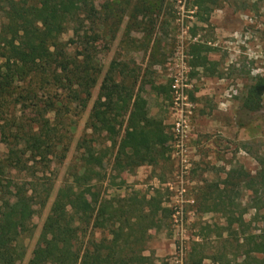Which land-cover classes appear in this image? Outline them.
Listing matches in <instances>:
<instances>
[{
    "label": "rangeland",
    "instance_id": "1",
    "mask_svg": "<svg viewBox=\"0 0 264 264\" xmlns=\"http://www.w3.org/2000/svg\"><path fill=\"white\" fill-rule=\"evenodd\" d=\"M94 3L95 9L76 16L59 39L67 57L85 60L97 78L91 95L71 89L51 67L0 94V186L29 197L35 210L17 242L24 257L20 264L41 247L39 235L51 205L58 190L69 185L79 195L66 210L76 217L95 192L121 201L159 196L170 214L150 229L144 254L151 264H186L192 244L203 237L208 254L226 252L224 261L233 259L244 249L246 235L264 233V188L259 185L264 180L258 175L264 157V97L261 110L242 108L247 86L254 77H264V0H219L208 23L196 15L194 0ZM4 21L0 11V29ZM200 41L215 49L208 58L216 65H195L191 45ZM180 71L187 74L191 103L185 111L190 123L186 168L174 156L172 84ZM109 74L135 81L149 114L163 120L171 136L150 164L114 169L117 146L111 139L118 131L121 139L126 117L115 116L116 135L101 127L107 116L94 117ZM86 168L94 169L92 183H73ZM253 182L257 192L250 188ZM93 232L81 231L76 246H84L93 234L101 236L98 229ZM204 262L216 264L210 258Z\"/></svg>",
    "mask_w": 264,
    "mask_h": 264
},
{
    "label": "trees",
    "instance_id": "2",
    "mask_svg": "<svg viewBox=\"0 0 264 264\" xmlns=\"http://www.w3.org/2000/svg\"><path fill=\"white\" fill-rule=\"evenodd\" d=\"M194 6L200 21L208 23L212 11L219 7V0H194ZM94 9V0H0L5 19L0 29V94L11 93L15 82L34 71L51 67L71 89L78 87L91 95L90 89L97 78L91 76L85 60L76 62L67 57L65 44L59 39L76 16L90 14ZM214 50L207 42L192 44L195 65H216L217 62L208 58V53ZM135 89V81L115 80L109 74L102 81V92L94 108L98 121L107 116V124L101 127L114 135L115 116L126 117L121 139L118 140L119 131L111 139L117 146L114 169L118 172L150 164L154 153L171 138L164 121L149 114L147 99ZM263 97L264 77H254L243 96L242 108L248 112L261 110ZM91 126L96 129L98 124ZM259 161L258 175L264 180V157ZM92 173L93 168H86L73 183L80 179L81 184L92 183L95 177ZM256 185L253 182L250 188L257 192ZM259 185L264 188V181ZM21 195L0 186V264H20L24 258L17 251V242L20 234L29 229L35 210L29 197ZM78 195L74 186L58 190L39 235L41 247L27 264H151V257L144 254L150 229L170 214L159 196L121 201L95 192L76 217L66 208L76 202ZM89 228L94 232L98 229L101 236L96 238L93 234L84 246L77 247L80 232L85 233ZM206 239L192 244L186 264H205L207 258L216 264H264V233L246 235L241 244L244 249L226 262V252L205 251ZM238 257L246 259L238 260Z\"/></svg>",
    "mask_w": 264,
    "mask_h": 264
},
{
    "label": "built area",
    "instance_id": "3",
    "mask_svg": "<svg viewBox=\"0 0 264 264\" xmlns=\"http://www.w3.org/2000/svg\"><path fill=\"white\" fill-rule=\"evenodd\" d=\"M184 68L185 65L183 64ZM189 88L188 78L185 71H180L173 76V104L174 110L177 114V119L174 122V156L181 160L182 166L187 167L185 163L187 162L188 157V149H187V141L189 137L190 131V123L188 120V115L186 114V109L191 107V103L189 102V97L187 90ZM190 112V109L187 110ZM185 170L181 172V180L183 182V176L185 174ZM185 191L184 187H182V193ZM180 209L182 207L177 208V213H180ZM177 220V219H176ZM179 226V225H178Z\"/></svg>",
    "mask_w": 264,
    "mask_h": 264
}]
</instances>
